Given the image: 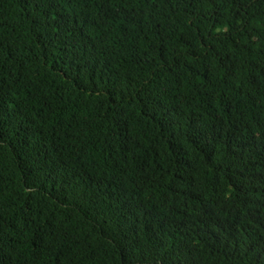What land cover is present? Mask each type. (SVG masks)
I'll return each mask as SVG.
<instances>
[{
    "label": "trees",
    "instance_id": "obj_1",
    "mask_svg": "<svg viewBox=\"0 0 264 264\" xmlns=\"http://www.w3.org/2000/svg\"><path fill=\"white\" fill-rule=\"evenodd\" d=\"M0 264H264V0H0Z\"/></svg>",
    "mask_w": 264,
    "mask_h": 264
}]
</instances>
